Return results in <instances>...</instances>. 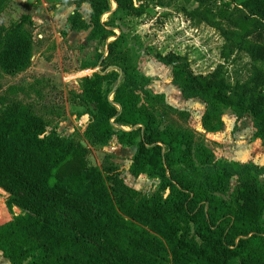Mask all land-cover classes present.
I'll list each match as a JSON object with an SVG mask.
<instances>
[{
	"label": "trees",
	"instance_id": "1",
	"mask_svg": "<svg viewBox=\"0 0 264 264\" xmlns=\"http://www.w3.org/2000/svg\"><path fill=\"white\" fill-rule=\"evenodd\" d=\"M10 1L0 0V15ZM63 1L76 7L71 29L89 30L87 41L107 48L106 56L97 53L84 64L83 71L100 69L81 79L74 96L90 116L88 142L106 146L116 138L135 148L131 175L157 180L159 190L145 196L116 166H91L82 141L48 132L50 124L33 105L2 97L0 188L9 195L6 207L21 213L0 224L1 257L10 264H264V166L219 160L191 130L164 124L171 113L183 114L147 91L135 37L115 32L122 15L141 18L150 6L175 7L182 0ZM192 2L196 7L189 9ZM84 5L89 21L79 12ZM177 9L220 34L222 63L196 74L180 54L157 53L156 60L171 68L185 99L205 103L207 133L221 131L224 111L231 109L237 121L251 116L255 137L264 140V0H183ZM31 24L27 15L0 24L4 74L31 67ZM241 56L249 59L245 80L228 70Z\"/></svg>",
	"mask_w": 264,
	"mask_h": 264
},
{
	"label": "rangeland",
	"instance_id": "2",
	"mask_svg": "<svg viewBox=\"0 0 264 264\" xmlns=\"http://www.w3.org/2000/svg\"><path fill=\"white\" fill-rule=\"evenodd\" d=\"M175 7L150 6L141 18L120 16L115 21L122 32L135 37L132 41L137 51V66L141 74L150 80L147 91L172 110L183 115L164 118V124L191 130L197 139L204 141L219 160L252 162L264 166V140L255 137L252 117L245 115L237 121L235 113L226 109L223 115L224 127L216 133H207L201 124L205 103L198 98L185 99L173 84L170 67L158 62L155 55L174 52L188 58L196 74H208L222 63L221 51L224 40L220 34L206 24L196 25ZM116 5L112 3V11ZM196 7L194 2L189 9ZM76 10L72 2L63 0H11L0 15V24L9 25L28 15L29 26L35 42L31 67L17 76L4 74L0 70V98L19 99L33 105L36 112L49 124L48 132L55 129L67 140H80L88 148V162L91 166L103 168L114 165L126 184L145 196H152L159 190L157 180L146 176L134 177L129 169L135 148L122 147L113 138L106 146H93L88 142L85 131L90 116L75 100L80 93L81 79L91 76L100 68L82 70L84 64L95 61L97 53L107 54L106 43L87 41L89 30L71 29L70 17ZM90 7L79 9L85 21L90 19ZM111 13L102 19L107 22ZM133 39V38H132ZM111 38L109 42L113 41ZM231 77L245 80L249 74V59L241 56L228 67ZM264 182V174L260 177ZM235 182H232V186ZM8 194L0 192V207L6 208V218L0 224L12 220L21 213L20 209L10 211L6 207ZM0 264H10L3 257Z\"/></svg>",
	"mask_w": 264,
	"mask_h": 264
},
{
	"label": "bare ground",
	"instance_id": "3",
	"mask_svg": "<svg viewBox=\"0 0 264 264\" xmlns=\"http://www.w3.org/2000/svg\"><path fill=\"white\" fill-rule=\"evenodd\" d=\"M6 208L5 207H0V219H5L6 218Z\"/></svg>",
	"mask_w": 264,
	"mask_h": 264
},
{
	"label": "crops",
	"instance_id": "4",
	"mask_svg": "<svg viewBox=\"0 0 264 264\" xmlns=\"http://www.w3.org/2000/svg\"><path fill=\"white\" fill-rule=\"evenodd\" d=\"M28 16V15H27ZM31 17V16H30ZM32 19V18H31ZM33 20V19H32ZM15 21H17V20H15ZM1 191H2V189H0ZM6 195H7V193H6ZM17 208H15L14 210H16ZM0 259H1V255H0Z\"/></svg>",
	"mask_w": 264,
	"mask_h": 264
},
{
	"label": "built area",
	"instance_id": "5",
	"mask_svg": "<svg viewBox=\"0 0 264 264\" xmlns=\"http://www.w3.org/2000/svg\"><path fill=\"white\" fill-rule=\"evenodd\" d=\"M0 189H1V188H0ZM0 192H1V190H0ZM2 192L6 195V192H5V191L2 190Z\"/></svg>",
	"mask_w": 264,
	"mask_h": 264
},
{
	"label": "water",
	"instance_id": "6",
	"mask_svg": "<svg viewBox=\"0 0 264 264\" xmlns=\"http://www.w3.org/2000/svg\"><path fill=\"white\" fill-rule=\"evenodd\" d=\"M85 145V144H84ZM86 146V145H85Z\"/></svg>",
	"mask_w": 264,
	"mask_h": 264
}]
</instances>
